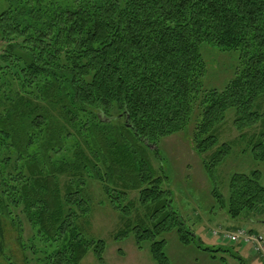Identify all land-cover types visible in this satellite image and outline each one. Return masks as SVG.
Returning <instances> with one entry per match:
<instances>
[{"label": "trees", "instance_id": "trees-1", "mask_svg": "<svg viewBox=\"0 0 264 264\" xmlns=\"http://www.w3.org/2000/svg\"><path fill=\"white\" fill-rule=\"evenodd\" d=\"M0 41L5 264H82L88 251L106 264L103 239L88 233L94 183L126 217L127 192L138 191L146 220L129 231L138 247L150 241L157 264H168L158 234L174 229L182 243L198 239L153 166L160 165V139L190 124V143L228 216L263 207L254 164L264 163V0H8ZM205 45L236 55L222 89L202 87ZM231 109L238 135L220 143ZM244 142L250 163L230 174L224 198L217 168ZM10 231L12 255L5 251ZM203 248L213 258L228 251Z\"/></svg>", "mask_w": 264, "mask_h": 264}, {"label": "rangeland", "instance_id": "rangeland-1", "mask_svg": "<svg viewBox=\"0 0 264 264\" xmlns=\"http://www.w3.org/2000/svg\"><path fill=\"white\" fill-rule=\"evenodd\" d=\"M8 0H0V12L6 9ZM0 41V51L2 49ZM203 47V46H202ZM201 47V56L205 62L206 72L201 79L205 89H222L234 75L237 66L233 51H220L216 46ZM232 110V109H231ZM226 113V127L220 133L219 142L235 138L238 131L232 125L233 110ZM192 124L187 130L161 138L157 144L160 165L153 166L157 175H163L162 187L169 191L172 208L184 220L188 233L197 237L198 241L182 243L176 231L167 230L156 236L165 239L164 251L168 264H264L261 256H256L250 250V245L241 242L223 240L220 235H213L214 230L233 231L237 227L251 228L264 237V205L248 217L231 218L227 208L216 200L212 193V184L206 175L201 162V156L190 143ZM244 143L237 144L234 154L237 157H227L217 168L218 191L226 196L227 181L234 171L245 170L248 148ZM152 163L154 159L152 158ZM262 171L261 182L264 184V163L254 164ZM90 184L87 190L91 196L90 231L93 238H101L105 243L103 259L106 264H157L151 256L148 240L142 241L138 247L135 236L129 231L131 226L146 220V209L138 201V191L130 189L128 202L131 214L124 216L109 202L102 186ZM146 213V214H145ZM122 230L129 231L127 236L114 239V235ZM27 236V232L25 233ZM16 234L9 232L5 238L6 253L12 255L17 249ZM203 247H224L228 251L214 252L218 257H224L225 262L212 258L210 252ZM13 258V256H12ZM6 261L0 258V264ZM82 264H99L92 251H88L82 259Z\"/></svg>", "mask_w": 264, "mask_h": 264}, {"label": "built area", "instance_id": "built-area-1", "mask_svg": "<svg viewBox=\"0 0 264 264\" xmlns=\"http://www.w3.org/2000/svg\"><path fill=\"white\" fill-rule=\"evenodd\" d=\"M224 238L230 241H237L240 239L243 243H250L254 251L264 256V240L259 234L251 233L246 229H240L235 233L224 234Z\"/></svg>", "mask_w": 264, "mask_h": 264}, {"label": "crops", "instance_id": "crops-1", "mask_svg": "<svg viewBox=\"0 0 264 264\" xmlns=\"http://www.w3.org/2000/svg\"><path fill=\"white\" fill-rule=\"evenodd\" d=\"M238 228V227H237ZM251 229V228H250ZM250 250H251V248H250ZM251 252H253V251H251ZM254 253V252H253ZM255 254V253H254ZM256 255V254H255ZM256 256H258V255H256ZM213 258V257H212Z\"/></svg>", "mask_w": 264, "mask_h": 264}]
</instances>
